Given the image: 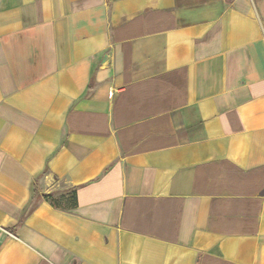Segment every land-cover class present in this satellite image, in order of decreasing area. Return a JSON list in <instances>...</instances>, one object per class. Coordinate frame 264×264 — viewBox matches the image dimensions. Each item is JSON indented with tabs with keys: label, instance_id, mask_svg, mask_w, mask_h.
<instances>
[{
	"label": "crops",
	"instance_id": "0c3cea01",
	"mask_svg": "<svg viewBox=\"0 0 264 264\" xmlns=\"http://www.w3.org/2000/svg\"><path fill=\"white\" fill-rule=\"evenodd\" d=\"M0 264H264V0H0Z\"/></svg>",
	"mask_w": 264,
	"mask_h": 264
},
{
	"label": "trees",
	"instance_id": "16d2710c",
	"mask_svg": "<svg viewBox=\"0 0 264 264\" xmlns=\"http://www.w3.org/2000/svg\"><path fill=\"white\" fill-rule=\"evenodd\" d=\"M68 196V200L69 202L67 204H65V207H61L62 205H59L56 200L55 197L52 193H44L42 194V197L44 199H46L52 206H54L55 208H69V206L73 205V202H71L72 200V196L71 195H67Z\"/></svg>",
	"mask_w": 264,
	"mask_h": 264
},
{
	"label": "rangeland",
	"instance_id": "374dc122",
	"mask_svg": "<svg viewBox=\"0 0 264 264\" xmlns=\"http://www.w3.org/2000/svg\"><path fill=\"white\" fill-rule=\"evenodd\" d=\"M54 197H55V200H56V202L59 204V205H65V204H67L68 202H69V200H68V196L67 195H65V194H55L54 195Z\"/></svg>",
	"mask_w": 264,
	"mask_h": 264
}]
</instances>
